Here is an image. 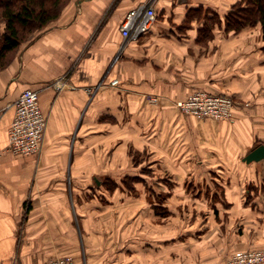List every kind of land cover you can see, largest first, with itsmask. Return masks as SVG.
<instances>
[{
	"label": "crops",
	"instance_id": "1",
	"mask_svg": "<svg viewBox=\"0 0 264 264\" xmlns=\"http://www.w3.org/2000/svg\"><path fill=\"white\" fill-rule=\"evenodd\" d=\"M238 1L71 0L0 68V264L158 257L160 240L179 234H161L156 214L145 234L144 199L122 198L124 184L112 192L102 180L127 174L130 147L139 171L172 175L187 205L198 198L230 207L228 221L240 208L264 211V159L245 160L264 144V38L260 23L227 29L225 16ZM145 2L155 6L156 21L138 41L125 42V14ZM27 87L40 91L49 123L38 153L15 155L8 149L14 102ZM197 89L232 95L235 121L182 112L178 103ZM135 187L164 189L157 182ZM221 216H208L217 222L210 237L225 235ZM162 243L166 253L176 250V241Z\"/></svg>",
	"mask_w": 264,
	"mask_h": 264
},
{
	"label": "rangeland",
	"instance_id": "2",
	"mask_svg": "<svg viewBox=\"0 0 264 264\" xmlns=\"http://www.w3.org/2000/svg\"><path fill=\"white\" fill-rule=\"evenodd\" d=\"M129 149L133 160L131 159L130 164H128L129 166L126 169L127 174L109 175L105 176L102 180L111 184L113 188L112 192H114V187L116 185L119 183L124 184L127 190L120 192L122 193V198L126 193L127 199H144L142 209L144 210L143 214L145 219L142 222V226L145 230V234H147V229L151 230V215L153 214L159 216L158 220L160 221L159 228L161 234L172 233L173 231L179 234L176 240H173L172 237L161 239L159 248L162 252L160 255L157 257L154 255L151 256L150 253H145L143 255V264H171L173 261H176V264H231V258L240 251L264 250V211L261 210L263 208L258 207V209H256L252 207L250 208L251 212H247L246 210L243 211V209L240 208V214L237 215V213H234L236 215L232 217L233 220L228 221V219L231 218L227 217L231 212L230 207L211 208L210 206H204L202 204L204 202H201L198 198L197 200L193 199L192 204L187 205L184 200V190L172 189L174 184L177 183L172 175L169 176V174L165 173L155 175L142 174L139 171V161L141 159L139 154H137L138 152L134 150V147H130ZM148 165L150 166V164L147 163V166ZM145 169L147 168L145 167ZM97 178L100 180L99 177ZM152 182H157L160 186H164V189L156 191L152 190V187H148V189L142 191L135 187V185L138 184L148 185ZM256 193H259V189H257ZM196 194L197 191H192L193 196ZM133 210L134 208L131 209V211ZM259 211H262V213ZM209 212L211 213V217L212 213H216V217L213 216L216 221H220V216L222 215L221 218L225 226V235L223 237H215V234L211 237L209 236L210 230L213 229L214 231V227L217 224L216 221H209ZM235 212H238V208L235 209ZM239 217L242 218L240 221ZM247 219L249 222L246 221ZM227 222L230 223L228 224ZM133 224L135 223H132V225ZM203 234L204 236L208 235V237L202 239ZM144 240L145 245H150L152 242V240L148 238ZM174 241L177 243V248L175 247L176 250L173 251L174 253H166L162 249V242H165V245H167L168 243H174ZM204 247H207L206 253L202 251ZM127 259L129 264H142L140 256L137 261L134 255L127 256ZM151 260L159 262L153 263ZM78 262H83V260ZM84 263L86 264L85 261ZM248 264H264V260H258Z\"/></svg>",
	"mask_w": 264,
	"mask_h": 264
},
{
	"label": "built area",
	"instance_id": "3",
	"mask_svg": "<svg viewBox=\"0 0 264 264\" xmlns=\"http://www.w3.org/2000/svg\"><path fill=\"white\" fill-rule=\"evenodd\" d=\"M157 11L150 2L130 9L121 24V34L125 42L138 41L149 32L156 21ZM40 91L25 88L15 99V114L9 131V151L16 154L38 153L45 141L49 123L48 115L40 105ZM156 100V97H151ZM182 112L200 119L235 121L236 100L226 93H211L197 89L187 99L178 103ZM231 264H248L264 260V250L240 251L231 258ZM44 264H85L72 256L57 257Z\"/></svg>",
	"mask_w": 264,
	"mask_h": 264
},
{
	"label": "trees",
	"instance_id": "4",
	"mask_svg": "<svg viewBox=\"0 0 264 264\" xmlns=\"http://www.w3.org/2000/svg\"><path fill=\"white\" fill-rule=\"evenodd\" d=\"M71 0H0V68L10 65L29 36L57 20ZM227 29L260 23L264 0H239L225 16Z\"/></svg>",
	"mask_w": 264,
	"mask_h": 264
},
{
	"label": "water",
	"instance_id": "5",
	"mask_svg": "<svg viewBox=\"0 0 264 264\" xmlns=\"http://www.w3.org/2000/svg\"><path fill=\"white\" fill-rule=\"evenodd\" d=\"M264 159V144L259 145L257 148L252 150L246 157L245 160L248 162L251 161H259ZM97 182H99V179L96 178Z\"/></svg>",
	"mask_w": 264,
	"mask_h": 264
}]
</instances>
